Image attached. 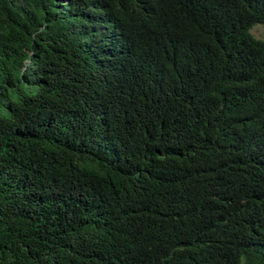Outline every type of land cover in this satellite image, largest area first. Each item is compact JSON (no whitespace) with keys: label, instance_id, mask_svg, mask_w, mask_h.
Segmentation results:
<instances>
[{"label":"trees","instance_id":"16d2710c","mask_svg":"<svg viewBox=\"0 0 264 264\" xmlns=\"http://www.w3.org/2000/svg\"><path fill=\"white\" fill-rule=\"evenodd\" d=\"M264 0H0V264H264Z\"/></svg>","mask_w":264,"mask_h":264},{"label":"rangeland","instance_id":"374dc122","mask_svg":"<svg viewBox=\"0 0 264 264\" xmlns=\"http://www.w3.org/2000/svg\"><path fill=\"white\" fill-rule=\"evenodd\" d=\"M251 33H253L256 36H263L264 35V24H256L251 30Z\"/></svg>","mask_w":264,"mask_h":264},{"label":"clouds","instance_id":"9594fccd","mask_svg":"<svg viewBox=\"0 0 264 264\" xmlns=\"http://www.w3.org/2000/svg\"><path fill=\"white\" fill-rule=\"evenodd\" d=\"M34 264H36V260L33 261ZM39 264H53V263H48L47 261H40Z\"/></svg>","mask_w":264,"mask_h":264}]
</instances>
